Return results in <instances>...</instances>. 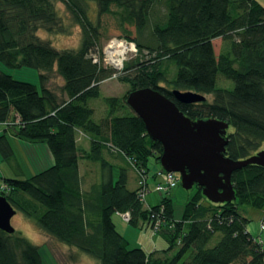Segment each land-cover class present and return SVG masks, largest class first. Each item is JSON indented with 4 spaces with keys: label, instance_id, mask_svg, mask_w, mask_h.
I'll return each mask as SVG.
<instances>
[{
    "label": "trees",
    "instance_id": "obj_1",
    "mask_svg": "<svg viewBox=\"0 0 264 264\" xmlns=\"http://www.w3.org/2000/svg\"><path fill=\"white\" fill-rule=\"evenodd\" d=\"M89 1L0 0V64L40 72L38 87L0 69V124L7 126L0 133V155L7 160L13 155L6 135L11 128L18 139L45 142L52 160L25 179L0 176V195L46 235L99 264H264V243L248 232V219L239 211L241 205L264 207V168L251 164L234 171L235 199L227 203L210 202L194 185L182 220L173 221L168 196L145 206L138 195L134 167L150 173L162 146L148 137L125 102L136 89L157 90L192 120L226 121L224 155L230 159L242 160L263 149L264 6L257 0H164V19L149 25L157 0H92L98 15L117 14L121 23L134 26L137 38L132 41L147 56L131 65L132 75L120 77L128 90L120 98H103L105 115L95 120L88 101L100 96L99 84L111 71L92 61L98 27L88 16ZM56 2L81 29L77 49H56L37 35L38 30H62ZM216 39L221 40L217 53ZM51 73L61 78L64 98L45 86ZM220 77L233 86L218 85ZM173 90L205 99L183 104L174 99ZM78 132L89 138L87 150L78 149ZM81 160L98 165L97 179L81 175ZM128 168L137 179L133 189L127 187ZM114 213H128L132 226L141 220L153 229L154 221H161L154 232L171 228L169 246L149 254L129 248L115 228ZM177 239L176 251L168 256ZM0 264H42L39 247L19 232L0 230Z\"/></svg>",
    "mask_w": 264,
    "mask_h": 264
},
{
    "label": "rangeland",
    "instance_id": "obj_2",
    "mask_svg": "<svg viewBox=\"0 0 264 264\" xmlns=\"http://www.w3.org/2000/svg\"><path fill=\"white\" fill-rule=\"evenodd\" d=\"M262 6H264V0H257ZM58 14L61 18V28L62 30L57 33H48L44 30H38L37 35L50 44H52L56 49H77L81 42V29L78 24H76L66 10L65 6L56 2L55 4ZM114 11L116 8H112ZM98 7L95 1L90 0L88 2V16L92 21L93 25L97 26L98 32V42L95 46L99 53V64L104 69H109L111 71L110 76L102 80L99 84L100 86V96L98 98L89 99L88 104L94 107V119L99 120L105 115V104L103 98L105 97H122L128 90V85L120 80V77L125 75H132L133 67L131 65L139 62H143L147 59L146 53L140 55L136 50V46L132 41L133 38H137V32L133 25L127 23H121L120 17L117 14H99ZM166 12V7L164 0H157L153 4L148 18L149 25L154 22H161L164 19ZM149 28L144 31L148 34ZM129 36V37H128ZM122 40L128 45H132L133 48L129 50L122 61L123 66L126 70H122L119 67L116 68L111 63L108 62V57L106 56V47L110 40ZM126 42H125V41ZM215 53L219 52L221 46V40L216 39L213 41ZM96 52V55H97ZM120 66V67H121ZM172 77L175 73V67L173 66ZM0 69L10 74L14 79L20 81L30 82L39 87V73L36 69L30 67H18V68H8L0 64ZM120 71L119 74L113 76V73ZM220 75H218L219 77ZM62 80L55 73L49 75V80L45 82V86L57 93L59 98H64L61 92ZM218 85H222L228 88L233 86L230 80H223L219 78ZM208 100H211V96H207ZM7 126L0 124V131L6 129ZM6 132L7 139L10 143L13 155L10 159H4L0 155V176L15 179H25L29 176L35 174L37 171L46 167L47 155L49 151L47 149L45 142H29L25 140L18 139L12 135V129H7ZM230 130V129H229ZM228 130V131H229ZM34 147V148H33ZM264 148V144L262 145ZM50 156V155H49ZM36 162L39 166L35 167ZM43 163V166H42ZM157 168H161L159 162L154 160L151 162ZM42 166V167H41ZM150 169L152 167L150 166ZM128 188L136 187V175L131 168H128ZM117 175V170H116ZM115 175V178L117 177ZM150 191L145 197V206L155 205L164 195L171 199L172 203V219L173 221H181L183 216L184 204L188 198L193 194L195 188L192 187L189 190H185L181 186L180 179L175 188H173L167 194L158 193L153 189L152 181L149 184ZM239 211L248 219L247 227L249 228L252 235L259 237L264 243V231H259V224L264 220V207L254 208L247 205L239 206ZM112 221L115 225L117 231L127 240L129 248H141L147 254L151 252L160 253L169 246L168 231L171 228L168 226H163L161 231L154 232L147 222L139 221L137 226L130 225L120 214L114 213L112 215ZM11 225L14 227L16 232L21 233L30 242L39 247V252L42 259V264H99L98 261L91 258L90 256L79 252L75 248L68 247L52 237L46 235L41 231L34 223L32 219L25 217L22 213L16 212L15 215L10 220ZM260 232V233H259ZM217 239V237L214 238ZM178 239L175 241L176 246L173 250L168 253V256L172 255L178 246ZM187 257L185 255L184 259Z\"/></svg>",
    "mask_w": 264,
    "mask_h": 264
},
{
    "label": "water",
    "instance_id": "obj_3",
    "mask_svg": "<svg viewBox=\"0 0 264 264\" xmlns=\"http://www.w3.org/2000/svg\"><path fill=\"white\" fill-rule=\"evenodd\" d=\"M176 101L190 104L205 99L192 91H172ZM126 104L140 117L148 137L162 146L159 163L165 171L179 174L185 190L201 187L203 196L213 203L235 199L231 174L247 165L264 168V148L255 154L233 160L224 155L228 123L215 118L192 120L157 90L140 88L127 94ZM16 210L0 195V230L13 233L10 220Z\"/></svg>",
    "mask_w": 264,
    "mask_h": 264
},
{
    "label": "built area",
    "instance_id": "obj_4",
    "mask_svg": "<svg viewBox=\"0 0 264 264\" xmlns=\"http://www.w3.org/2000/svg\"><path fill=\"white\" fill-rule=\"evenodd\" d=\"M116 40V39H115ZM107 56V55H106ZM92 61L95 63H99V56L96 54H92ZM108 57V56H107ZM120 57V55H119ZM121 63L118 65V67L122 68V61L124 59V56L120 57ZM109 62V61H108ZM121 66V67H120ZM116 67V66H115ZM116 67V68H118ZM135 172L138 175V195L141 200H144L147 193L150 191L149 184L152 181L153 183V189L154 191L158 193L167 194L170 192L173 188H175L179 181V175L176 172H170L165 171L162 168L155 169L150 171V173L145 172L144 169L138 167H134ZM126 221L128 220L129 216L128 213H124L121 215ZM161 221L155 220L153 225V230L156 231L158 227L160 226ZM259 229L261 232L264 231V220H262L259 224ZM258 240L262 243L260 238Z\"/></svg>",
    "mask_w": 264,
    "mask_h": 264
},
{
    "label": "crops",
    "instance_id": "obj_5",
    "mask_svg": "<svg viewBox=\"0 0 264 264\" xmlns=\"http://www.w3.org/2000/svg\"><path fill=\"white\" fill-rule=\"evenodd\" d=\"M61 86H62V83H61ZM0 133H2V131H0ZM76 143H77V146H78L79 150H87L89 148V138L87 136H85L84 134L80 133V132H78L77 135H76ZM49 155L50 154L47 155V163H45V165L47 164V166L51 165V163H52L51 156H49ZM37 166H39L38 162H36V164H35L36 168H37ZM42 166H43V163H42ZM150 166L152 167L151 170L159 169V168H157V166L153 165L152 163L150 164ZM44 168L45 167H42V169H44ZM80 173H81V175L85 176L86 180H90L91 181L93 179H97L98 178L99 167H98L97 164H91L89 162L81 160L80 161ZM115 175H116V169L114 170V176ZM131 189H133V188H131ZM247 230L251 234V232H250L248 227H247ZM252 236L256 237L254 235H252ZM256 238H259V237H256Z\"/></svg>",
    "mask_w": 264,
    "mask_h": 264
},
{
    "label": "bare ground",
    "instance_id": "obj_6",
    "mask_svg": "<svg viewBox=\"0 0 264 264\" xmlns=\"http://www.w3.org/2000/svg\"><path fill=\"white\" fill-rule=\"evenodd\" d=\"M125 41V40H124ZM126 42V41H125ZM133 48V46L128 45L126 43H124L122 40H110V42L108 43L107 47H106V53L108 56V61L109 63H111L113 66L118 67V65L121 63V56L126 55V53L131 50ZM120 55V57H119ZM99 64V63H97ZM120 71H117L116 73H113V76H116L117 74H119ZM260 231V229H259Z\"/></svg>",
    "mask_w": 264,
    "mask_h": 264
}]
</instances>
